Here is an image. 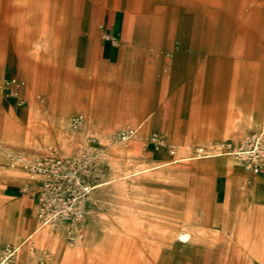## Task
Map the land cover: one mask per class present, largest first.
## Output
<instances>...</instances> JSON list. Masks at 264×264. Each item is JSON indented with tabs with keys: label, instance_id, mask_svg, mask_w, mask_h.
Here are the masks:
<instances>
[{
	"label": "rangeland",
	"instance_id": "rangeland-1",
	"mask_svg": "<svg viewBox=\"0 0 264 264\" xmlns=\"http://www.w3.org/2000/svg\"><path fill=\"white\" fill-rule=\"evenodd\" d=\"M263 94L264 0H0V173L31 181L28 194L19 179L0 183L2 226L21 215V245L43 205L75 217L83 196L96 233L82 250L72 226L47 225L7 264H37L34 249L41 264H264ZM88 106L107 130L93 123L81 140ZM132 106L134 118L124 114ZM148 113L136 140L133 126ZM6 141L41 149L26 157ZM199 148L222 156L198 159ZM256 148L259 163L235 155ZM45 150L71 163L55 168ZM160 163L170 165L85 191ZM81 231L85 240V223ZM179 231L192 239L169 238Z\"/></svg>",
	"mask_w": 264,
	"mask_h": 264
},
{
	"label": "bare ground",
	"instance_id": "bare-ground-1",
	"mask_svg": "<svg viewBox=\"0 0 264 264\" xmlns=\"http://www.w3.org/2000/svg\"><path fill=\"white\" fill-rule=\"evenodd\" d=\"M261 129L263 132L262 136L264 137V94H263V107H262V116H261ZM123 132L125 135L124 140L128 141L130 139V136H131L128 128L124 129ZM40 136H41L40 134L36 135L37 138ZM6 143H8L11 146L19 147L21 149V153L26 157H33L34 155H37L38 152H40L39 150L41 149L40 147L39 148L34 147L33 145H26V144H18L17 145L16 143L10 142V141H6ZM250 150L251 151L237 152V153H235V155L239 156L240 158L252 157V159L255 162L259 163L260 157L257 155L261 154L260 150L258 148H256L255 150L254 149H250ZM45 152H47L48 155H51L55 159L56 164H57V165H55V168L59 167V165H61L62 168H66L67 165L71 163V161H69L67 159L66 154H64L62 152H58L57 155H54V153L49 152L48 150H45ZM100 155H101V159H102L104 156L102 154H100ZM196 156L198 159H209V158L222 156V154L219 150H209L207 152H204L203 149L199 148V149H197ZM14 160H16V159H14ZM74 160L75 159H73V161ZM38 163H39V161L29 162L27 166L30 170H34L36 168V166H38V165L40 166V164H38ZM16 173L17 172L14 170H9V171L5 170L4 172H1L0 173V183L15 182V181L17 182V180L19 178L17 177ZM83 173L88 175V173L86 171H83ZM19 181L22 185L21 191L25 194L30 193V190L27 188V185L29 183H31L30 179L25 177L24 179H19ZM99 187H102V185H99V186H96L93 188L86 185L85 191H87L88 194H90L93 190H95ZM47 192L49 193V191H47ZM54 201H56V200H54ZM84 202H85V198L83 196H81V198L78 199V204L76 205L78 212L76 213L75 217H72L63 211H60V212L53 211V213H48V207L43 205L41 207L42 210L40 211L41 216H42L41 217L42 220H41L39 226L21 242L22 243L21 245H19L17 243V238H18V234H19V227H18L17 220L12 222V224H10L9 228H7V229L1 228V230H0L1 231L0 232V244L4 243V246H3L2 251H1L0 264H7L10 261V259L12 257H14L15 254L19 251L20 247H23L26 243L29 242V240L36 238L39 235V233L41 232V230L47 225H51V227L55 231H59V229L60 230L62 229L63 234L65 232H68L69 228L72 226L73 227V234H74V241L76 242L77 246H79L80 249H83L84 235L82 234L81 229L84 228V223H85V218L83 216V210H82ZM36 208H38L37 205H35L33 210L36 211ZM74 210H76V209H74ZM25 225L27 226V221L25 222ZM181 239L185 240L186 237H182ZM30 258L32 260H34L35 262H37V264H41V262H42L41 258H40V252L36 249L32 250V252L30 253Z\"/></svg>",
	"mask_w": 264,
	"mask_h": 264
},
{
	"label": "crops",
	"instance_id": "crops-1",
	"mask_svg": "<svg viewBox=\"0 0 264 264\" xmlns=\"http://www.w3.org/2000/svg\"><path fill=\"white\" fill-rule=\"evenodd\" d=\"M106 26L108 25V20H106ZM113 23V26H112V29L113 31L116 29V26H117V21H114L112 22ZM119 33H121V35L125 38V39H128L130 43L133 42V29H131V31L129 29H124L123 31L121 29H119ZM133 44V43H132ZM182 45L180 43H178L177 45V49L176 51L174 52V56L176 58V61H175V66H174V70L173 72L175 73V75L177 77L180 76L181 73H183V70H184V59H183V55H182ZM91 75L90 74H86L85 75V79L87 80L88 77H90ZM263 107V105H262ZM93 109L92 107L88 106V108L85 109V114H86V118L84 120H82L83 122L80 123V128H79V138L81 140L84 139V137L86 136L88 130H89V127L93 124V123H96L98 126H100L102 129L104 130H107V125H106V118L105 117H97V118H94L93 116ZM138 112V109H136L134 106H132L131 108L127 109L124 114H127L128 116H130V118H134L135 114ZM151 114L148 113L146 114L139 122H137L136 124H134L133 128H135L136 132L134 133V135L136 134V140L141 136V134H139L140 130L143 128V126L149 121V119L151 118ZM83 119V117H82ZM45 123V122H49L48 119H42L41 123ZM67 119L64 117L63 119H61V125H66L67 123ZM60 123V122H59ZM40 135H42V133L40 132L39 133ZM138 134V135H137ZM105 140V139H104ZM123 152V151H122ZM120 152V153H122ZM127 154H132L134 153V147H130L128 150L125 151ZM197 152V151H196ZM189 156V155H188ZM185 157V156H184ZM185 160H183L184 162H186L187 160L190 159V156L188 158H184ZM170 164H167V163H160V164H152V165H149L145 168H141V169H138V170H133V171H130L128 173H125L124 175H121L119 177H115V178H109L108 180L106 179V182H104V184L102 185V187H105V186H108L109 184H112L114 182H125V181H132L135 177H138L140 175H144V174H149V173H154V172H157V171H160L162 169H164L165 167L169 166ZM116 169H118V165H115L113 166L111 169H110V172H113V171H116ZM16 182V181H15ZM3 184V183H1ZM6 190V188H5ZM12 193V192H10ZM18 204L20 205V207L22 209H27V207L25 206H28V204L26 205L25 203V200L23 197H20L18 199ZM86 204V202H85ZM85 206V205H84ZM85 209V208H84ZM29 210V209H27ZM88 211V210H86ZM149 213L153 214V215H159L160 212L158 211V209L156 207H152V208H149ZM87 215V212L86 214ZM21 217V215H18L16 216V218H14V221L17 220V223H18V218ZM6 217L0 212V230L1 228L3 229V226H2V222H3V219H5ZM115 220H119L120 224L122 226H125V224L127 223L126 222V219L123 218L122 216L121 217H118L116 218ZM12 221V222H14ZM87 223V224H86ZM85 227L87 229V233H86V238L84 240V245L83 246V249L84 250L85 248L89 247V246H92L95 244V241H96V233H95V224H94V220L93 218L91 217H87L86 218V222H85ZM25 230H27V227H23V229L19 228V234H25ZM1 232V231H0ZM168 233V232H167ZM182 237H186L185 240H182L181 238ZM169 238L171 240L173 239H177L181 242H188L192 239V235L189 233V232H186V231H179L177 232L176 234H173L171 232H169ZM18 239V238H17ZM4 244V243H2Z\"/></svg>",
	"mask_w": 264,
	"mask_h": 264
}]
</instances>
